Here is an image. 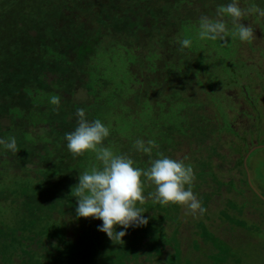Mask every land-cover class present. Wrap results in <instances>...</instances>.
Wrapping results in <instances>:
<instances>
[{"label": "rangeland", "instance_id": "374dc122", "mask_svg": "<svg viewBox=\"0 0 264 264\" xmlns=\"http://www.w3.org/2000/svg\"><path fill=\"white\" fill-rule=\"evenodd\" d=\"M165 1L0 0V138L17 141L16 153L0 146V264H109L115 255L124 264H264V54H253V43L264 49V18H244L251 41L230 22L225 40H201L200 16L215 18L230 0ZM252 62L258 73L242 78ZM79 108L134 167L161 153L191 165L205 213L148 198L137 202L147 225L117 226L127 234L114 242L97 230L102 221L77 217L79 175L100 167L91 150L67 149ZM137 138L157 147L139 152ZM141 180L149 197L155 186Z\"/></svg>", "mask_w": 264, "mask_h": 264}, {"label": "clouds", "instance_id": "9594fccd", "mask_svg": "<svg viewBox=\"0 0 264 264\" xmlns=\"http://www.w3.org/2000/svg\"><path fill=\"white\" fill-rule=\"evenodd\" d=\"M253 14L264 18V8L255 5L243 7L240 0H230L226 5L218 6L215 18L203 14L200 16L198 37L201 40L223 41L229 32L230 22L234 29L233 35L238 36L241 42L251 41L255 38L254 28L243 21L246 16ZM191 43L187 38L178 41L181 51L189 48ZM50 103L58 107L60 97L53 95ZM75 115L77 127L65 133L68 151L77 157L91 150L100 162V167L94 166L90 172L84 171L79 175V182L74 187L77 217L102 221L97 230L114 242L122 241L127 234L126 231H117V226L126 230L147 225L148 219L143 216V208L137 207V202L143 204L148 198L161 206H182L186 214L193 216L205 213L206 209L192 190L195 173L191 165L161 153L160 158L150 161L147 169L134 167V160L127 154H114L111 148L103 145L110 135V129L100 119L89 121L83 108L77 109ZM134 143L137 151L146 154H151L153 147H157L154 140L145 142L137 138ZM0 146L17 152L14 136L0 138ZM142 176L155 186V192L150 193L149 197L143 195Z\"/></svg>", "mask_w": 264, "mask_h": 264}, {"label": "trees", "instance_id": "16d2710c", "mask_svg": "<svg viewBox=\"0 0 264 264\" xmlns=\"http://www.w3.org/2000/svg\"><path fill=\"white\" fill-rule=\"evenodd\" d=\"M161 1V0H160ZM171 0H166L165 2H170ZM263 2H261V3H258V4H260V6H262V7H264L262 4L264 3V0H262ZM114 4V3H113ZM122 5H124V3H121ZM112 9H114V6H113V8ZM159 16H161V15H159ZM135 18H136V20H138V23H142L143 21H139L140 20V18H141V15L140 14H138V16H135ZM131 24V23H130ZM143 24V23H142ZM137 25H140V24H137ZM132 26V25H131ZM256 47H258L257 45H255L254 43H253V49H254V52H253V54H255L256 56H258L259 54H257V52H255V48ZM224 47H223V45H222V49H223ZM80 59V61L78 60V63L79 62H85L84 61V59H83V57H81V58H79ZM223 62H224V64H226L227 66H229L228 65V63L227 62H225L224 60H223ZM231 66H229V68H230ZM251 69H253L254 68V66L252 65V66H249ZM240 68H242V67H240ZM244 68L246 69V66H244ZM247 70V69H246ZM142 155H140L139 157H141ZM19 210H25V209H21V208H19ZM20 211V212H21ZM19 214H21V213H19ZM18 214V215H19ZM100 234V233H99ZM101 235L103 236L104 234L102 233V234H100L99 236L101 237ZM95 237V238H94ZM93 238H94V240H92V244H91V246H90V249L92 250L91 251V255H92V252H94V246L95 245H98L97 243H96V240L98 239V238H100V237H98V236H96V234H95V236H94ZM110 245V242H106L105 243V246L107 247V246H109ZM89 247V246H88ZM93 248V249H92ZM111 264H124V261L122 260V258L121 257H118V256H112L111 257ZM86 264H91V263H89V262H85ZM109 263V264H110ZM37 264H77V263H75V262H73V263H70V262H67V261H64L63 259H59V258H56L55 256L53 257L52 256V258L51 259H49V257H46V258H44V260H41V261H38L37 260Z\"/></svg>", "mask_w": 264, "mask_h": 264}, {"label": "flooded vegetation", "instance_id": "af4514ba", "mask_svg": "<svg viewBox=\"0 0 264 264\" xmlns=\"http://www.w3.org/2000/svg\"><path fill=\"white\" fill-rule=\"evenodd\" d=\"M255 49H256V51H258L257 52V54H259L258 57L261 56L262 54H264V49L257 50L258 47H256ZM252 63H253L252 65H255L254 62H252ZM215 64H219V63H215ZM245 66H246V69H247V74H246V76H242V78L248 79V78H250V74H253L254 75L255 72L258 73V71L255 70L256 69L255 67L253 69H251V68L248 69L247 68V65H245Z\"/></svg>", "mask_w": 264, "mask_h": 264}]
</instances>
